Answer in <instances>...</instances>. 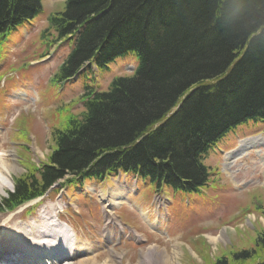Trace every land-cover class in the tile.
Masks as SVG:
<instances>
[{
	"label": "trees",
	"instance_id": "trees-1",
	"mask_svg": "<svg viewBox=\"0 0 264 264\" xmlns=\"http://www.w3.org/2000/svg\"><path fill=\"white\" fill-rule=\"evenodd\" d=\"M43 7L0 0V48ZM48 23L50 44H72L56 82L130 55L140 63L105 91L85 86L84 110L66 112L46 160L13 178L0 211L119 174L156 192L202 193L209 150L241 125L264 123V0H66ZM256 225L250 244L212 264H264V228Z\"/></svg>",
	"mask_w": 264,
	"mask_h": 264
},
{
	"label": "rangeland",
	"instance_id": "rangeland-1",
	"mask_svg": "<svg viewBox=\"0 0 264 264\" xmlns=\"http://www.w3.org/2000/svg\"><path fill=\"white\" fill-rule=\"evenodd\" d=\"M65 1L43 0L42 13L13 30L0 48V143L6 142L0 153L15 166L0 198L13 190V178L25 168L46 160L52 132L66 124V112L84 110L86 85L105 91L116 76L132 75L140 63L130 55L105 69H87L71 81H54L72 44L51 45L54 38L46 39L44 32L49 15L63 10ZM257 137L264 138V123L249 122L209 150L204 162L211 177L202 193L156 192L133 175L88 180L53 190L15 211L1 210L0 234L9 218L29 223L47 210L60 216L63 227L75 229L74 241L84 249L76 262L101 254L98 264H212L226 250L250 244L257 236L254 224L264 228V171L256 161L264 156V147ZM120 191L121 205L114 198ZM18 253L11 258L18 260ZM8 263L0 258V264Z\"/></svg>",
	"mask_w": 264,
	"mask_h": 264
},
{
	"label": "bare ground",
	"instance_id": "bare-ground-1",
	"mask_svg": "<svg viewBox=\"0 0 264 264\" xmlns=\"http://www.w3.org/2000/svg\"><path fill=\"white\" fill-rule=\"evenodd\" d=\"M256 140H258L257 144L261 142L258 146L264 147V138L257 137ZM5 146L6 142L0 143V152ZM8 157L0 153V190L7 186L6 176L11 178V172L15 167ZM256 161L264 171V156L260 161ZM235 163L230 162L232 166H235ZM120 190L123 191L122 186ZM121 191L114 195L116 200H120L118 201L120 205L124 199ZM54 217L49 211L44 210L40 218L29 223L17 224L16 216L9 218L0 234V258L10 262L8 264H21V262L24 264H98V260L103 258L101 254L76 262L84 249L78 245L77 239L74 241V238H77L75 229L69 231L59 223L60 216H56L57 219ZM14 251L20 253L18 260L11 258ZM106 262L108 260H105ZM165 264H171V262L167 260Z\"/></svg>",
	"mask_w": 264,
	"mask_h": 264
}]
</instances>
